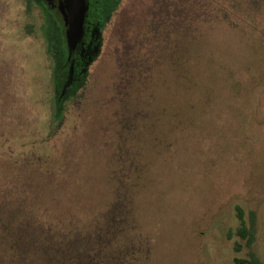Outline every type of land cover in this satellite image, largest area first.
I'll list each match as a JSON object with an SVG mask.
<instances>
[{
    "label": "rangeland",
    "instance_id": "obj_1",
    "mask_svg": "<svg viewBox=\"0 0 264 264\" xmlns=\"http://www.w3.org/2000/svg\"><path fill=\"white\" fill-rule=\"evenodd\" d=\"M30 11L0 0V264H234L237 208L264 263V0H120L58 117Z\"/></svg>",
    "mask_w": 264,
    "mask_h": 264
},
{
    "label": "flooded vegetation",
    "instance_id": "obj_2",
    "mask_svg": "<svg viewBox=\"0 0 264 264\" xmlns=\"http://www.w3.org/2000/svg\"><path fill=\"white\" fill-rule=\"evenodd\" d=\"M40 5L44 7L49 13L53 14L57 20V27L59 29L61 43L58 46L61 47L59 51V59L57 60V52L51 56L53 63V72L60 73L61 79L60 94L65 95L69 89L80 87L87 75L88 67L93 64L102 48L103 43V30L111 22L114 14L117 11L120 0H86V11L83 23V34L80 43L77 47L69 52L66 44V27L60 13V3L58 0H37ZM153 19L159 20V22H167V12L162 9L156 10L153 15ZM180 12L176 15L175 12V27H178V37L181 38V25L176 22V19H180ZM155 32V30L153 29ZM56 45H52L55 47ZM57 48V50H58ZM56 56V57H55ZM56 69V65H58ZM54 79V75L51 76ZM53 82V81H52Z\"/></svg>",
    "mask_w": 264,
    "mask_h": 264
},
{
    "label": "trees",
    "instance_id": "obj_3",
    "mask_svg": "<svg viewBox=\"0 0 264 264\" xmlns=\"http://www.w3.org/2000/svg\"><path fill=\"white\" fill-rule=\"evenodd\" d=\"M25 2V9L29 12H31L30 10L33 9V6H37L40 9V12L44 18L43 21V25L41 27V30H43L44 34H45V38L46 41L48 43V53L49 55L54 54V51L57 52V60L59 59V51L61 50V47L58 48V46L61 43V39H60V34H59V29L57 27V24L53 21L51 23V19L49 18V14H47L48 12L44 9V7L42 5H40L38 3L37 0H24ZM24 30L27 33H31L30 31L32 30V28L30 26L27 27V25L24 26ZM56 45L55 47H52V45ZM58 48V50H57ZM47 53V52H46ZM47 53V54H48ZM56 69L58 68L59 64L56 65ZM58 72V71H57ZM56 70L55 72H53L52 75H54V79H52V83L55 89V96H56V100H57V106H56V117L59 116L60 112H61V104L63 103V101L69 99L70 97H72L76 91L78 90L79 86L76 88H72L69 89L67 91V93L63 96L60 94V86L62 84L61 79L59 78L60 73H57ZM237 217L239 219L240 222V226L236 231V236L239 237L243 242H244V247L246 249H248L247 255L243 258H239V257H235L233 260L234 264H264L263 261L255 254L253 253V251H251L252 245H253V241H254V232H255V219L253 214H250L249 217V221L245 222V220L243 219V215H242V211L237 208ZM242 247L239 244H236L234 247V251L236 253H239L241 251ZM19 254V253H18ZM17 254V258H20L19 255ZM14 256H10L9 258H7L8 261L10 262H17L15 261L17 258ZM21 259H19L18 261H20ZM19 263V262H18Z\"/></svg>",
    "mask_w": 264,
    "mask_h": 264
},
{
    "label": "water",
    "instance_id": "obj_4",
    "mask_svg": "<svg viewBox=\"0 0 264 264\" xmlns=\"http://www.w3.org/2000/svg\"><path fill=\"white\" fill-rule=\"evenodd\" d=\"M66 32V44L69 52L73 51L81 41L86 11V0H58Z\"/></svg>",
    "mask_w": 264,
    "mask_h": 264
}]
</instances>
